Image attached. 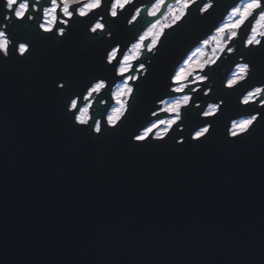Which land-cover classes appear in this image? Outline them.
<instances>
[{
  "label": "water",
  "instance_id": "obj_1",
  "mask_svg": "<svg viewBox=\"0 0 264 264\" xmlns=\"http://www.w3.org/2000/svg\"><path fill=\"white\" fill-rule=\"evenodd\" d=\"M0 264H264V129L103 147L64 127L42 72H0Z\"/></svg>",
  "mask_w": 264,
  "mask_h": 264
},
{
  "label": "snow or ice",
  "instance_id": "obj_2",
  "mask_svg": "<svg viewBox=\"0 0 264 264\" xmlns=\"http://www.w3.org/2000/svg\"><path fill=\"white\" fill-rule=\"evenodd\" d=\"M9 69L42 72L90 144L238 147L264 129V0H0Z\"/></svg>",
  "mask_w": 264,
  "mask_h": 264
},
{
  "label": "flooded vegetation",
  "instance_id": "obj_3",
  "mask_svg": "<svg viewBox=\"0 0 264 264\" xmlns=\"http://www.w3.org/2000/svg\"><path fill=\"white\" fill-rule=\"evenodd\" d=\"M225 73V70L224 71H222V73H220V74H224Z\"/></svg>",
  "mask_w": 264,
  "mask_h": 264
}]
</instances>
